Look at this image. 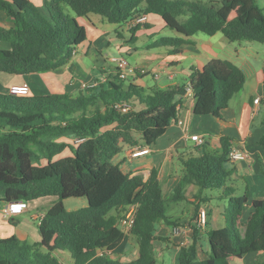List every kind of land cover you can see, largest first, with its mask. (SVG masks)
I'll use <instances>...</instances> for the list:
<instances>
[{
	"label": "trees",
	"instance_id": "obj_1",
	"mask_svg": "<svg viewBox=\"0 0 264 264\" xmlns=\"http://www.w3.org/2000/svg\"><path fill=\"white\" fill-rule=\"evenodd\" d=\"M46 7L49 18L30 0H0V11L13 21L0 25V44H8L0 47V72L26 75L70 63L87 30L75 16L64 14V7L77 16L98 14L119 25L142 13L156 15L176 34L161 36L151 46L173 47L172 53L198 32H221L231 42L264 43V7L257 0H48ZM182 15L187 18L181 20ZM140 29L131 28L130 41ZM117 70L75 95L0 92V203L58 198L38 224L40 241L0 237V264H60L56 251H67L73 264H157L156 241L169 239L157 233V226H179L169 215L171 204L191 202L196 219L200 207L214 197L228 201L227 224L205 231L210 248L205 259L198 255L202 231L198 223L193 225L192 240L180 246L177 264H232L264 252V199L252 200L242 233L239 221L248 192L235 195V188L227 186L229 154L240 145L234 138L221 136L215 149L207 141L194 147L181 160L184 173L168 195L157 169L144 180L114 162L125 147L154 144L167 132L178 120L188 86L146 87L134 79L124 83ZM189 80L194 113L223 121L246 74L234 62L214 58L201 69L192 68ZM123 103L129 104L128 111L118 107ZM258 143L264 148V135ZM66 150L71 154L61 156ZM190 185L198 190L194 199L187 197ZM210 190H217V196ZM70 197H86L88 205L69 210L64 200ZM132 205L136 212L127 235L119 221ZM205 211L210 216L208 207ZM130 236L138 243L134 259L125 254Z\"/></svg>",
	"mask_w": 264,
	"mask_h": 264
},
{
	"label": "crops",
	"instance_id": "obj_2",
	"mask_svg": "<svg viewBox=\"0 0 264 264\" xmlns=\"http://www.w3.org/2000/svg\"><path fill=\"white\" fill-rule=\"evenodd\" d=\"M30 1L39 8L44 16L49 18V12L46 7L48 0ZM64 10H66L68 13H71L68 8L64 7ZM154 20L155 19L152 20V15H148V21L146 22V24H148L149 27H141V29L136 32V39L142 37V35L138 36L139 34L143 32H149L154 24L158 26V20L156 19L157 23H153ZM92 22L94 26H96L94 21ZM150 23L152 24L150 25ZM12 24L13 21L11 20V18H9L4 11H0V25L8 27ZM121 26L123 27V25ZM201 33L203 32H198L190 37H186V42L179 47V52L177 53L171 52L173 47L162 46L154 48L153 50L155 51L149 53L146 59H142L143 64H137L136 66H142L143 68H146V70L149 71L147 74L151 73L153 75V72H157L159 74L158 78H160L161 74H163V76H165L169 81L176 80V78L180 74H182V76L185 78H182L183 80L180 83L176 84H189V78L192 72V68L201 69L214 58L228 59L242 68V70L245 72V85L248 81H250L248 89L246 90L244 85V88L236 95H234V97L230 101L229 107L224 113L225 120L223 121L215 119L210 115H196L194 113V95L192 93L185 94L182 97V103L180 106L178 117V119L183 121L182 124H179L177 121L173 122L167 132L162 137H160L156 143L150 145L151 150L148 154L140 157H133L131 152L134 148L125 147L122 153L115 157L114 162L119 163L120 167L125 172H131L132 175H142L144 180H146L150 176L152 169H157L159 178L163 184L164 192L166 193L167 191L166 194H170L175 184L184 173L181 160L186 158L189 152L194 151V147L198 146L196 141L191 140V136L194 134H199L205 137L203 135L204 133L213 130V134L211 135V137L205 139V141L208 142L207 144L212 146L216 145L217 147H219L220 137L226 135L237 140L240 145L234 146L241 147L248 154L247 158L244 160L230 162L229 168H231L232 171L230 174L228 186H232L233 188H237L239 190V183L240 181H242L246 184L247 187H249V185H259L263 188L264 173L262 171V168L264 165V148L258 142L264 135V125L262 124V118L264 114V59H262V61L260 62H257V65H254L253 62L250 63L248 61V59H254L253 55L247 54V59H244L240 62V59H242L241 48L230 44L232 42L229 41L225 37V35L223 36V38L216 39L215 37L217 33L214 35H210V38L202 36ZM153 34L155 33L146 35L151 37ZM116 35L126 41H130L131 38V32H127V35H129V37H126L124 31L116 30ZM92 41L93 39H89L88 42L87 32L86 41L78 46L75 51L77 53V51H80L82 49L86 42L89 43V50H87L85 54H89L88 56H91L94 64L97 65L95 70L97 72L92 74L89 78H83L82 81V73L79 67L76 66V63L79 65L81 64V62H78L76 59H74L73 56L70 63H68L66 66L47 72L31 73L26 75H14L8 73L4 74V72H0V92L8 90V88L13 84L27 82L30 85L31 94L32 90L34 91L31 83H34L35 80H37L41 88H39L36 92L34 91V93L40 92L45 95L51 93L68 92L75 95L81 89H83L81 86L83 82L93 83L98 79L105 80L114 71L112 68H106L104 63L106 60V56H103L102 50L98 49L97 44H93ZM154 41L155 39L153 40V42ZM237 42L241 43L242 41ZM105 44L110 45L111 42L105 41ZM0 47H8V44L2 43L0 44ZM151 48L153 47L151 46ZM92 50L94 53L93 55H90V52H92ZM118 52H123L120 45H118ZM183 61L188 62V66H186V68L181 65ZM241 63L244 65L242 66ZM147 74L140 75L132 81L139 84L138 81L142 80V78ZM155 86L167 87L162 84H158ZM255 98H260L261 102L259 104H255ZM141 146H146V144L142 142V145H140V147ZM235 181L236 183H234ZM197 193L198 190L196 186L190 185L187 188L188 198L194 199V196ZM248 196L249 201L239 221V227L242 233L244 232L246 222L248 221V218L253 211L251 202L254 198L264 199V188L248 193ZM219 199H221L220 201L222 202V204H214V201L212 200L208 204H203V206L200 207V211L202 209L205 210V207H208L209 210L211 207H214L216 209V211L214 212L211 211L210 219L208 221L209 227H207V229L205 227L203 231L220 228L227 224L228 219L226 217V205L228 204V201L227 199H223L221 197ZM57 201L58 200H52L49 203H44L46 206H48L45 210L38 207L40 211L38 209V213L35 216V219H37L38 221L37 224H39L45 212ZM86 201L87 204H85L83 207L88 205V200ZM189 203L188 204L191 206L187 208V211L182 209L179 212L177 209L180 205L177 204L178 207L174 208L175 211H173L171 214L173 219L179 220V226L176 227H180L182 229L180 233H175L176 228H174L173 226H167L161 223L157 226L158 234L171 237V241H168L169 239L167 241L158 240L162 243V246H169L170 244H172L174 245V248L176 250H179L181 245H187L191 242L193 237V225H197V218L200 212L196 219H194L196 209L191 202ZM4 205L5 203H0V237L8 238L11 236H17L23 240H30L34 242L40 241L41 236L38 227L37 229H35L32 224L30 227H23V225L20 223L15 226H11L12 219L16 221L15 219L19 218V216L14 217L11 220L5 219L2 211ZM26 211H30V205L28 206V209ZM204 233L205 232L202 233L201 240L204 236ZM132 240L134 241V238L130 236L127 250L131 248V244L133 242ZM201 240V246L198 255L200 259H205L209 250H207L206 247L201 244ZM179 242L181 245L178 244ZM57 252L58 251L55 252V255L59 256ZM137 252L138 247L134 253L135 256L132 259L136 258ZM261 254V252L249 253L243 258L238 259L239 264H256L258 256ZM62 257H58L60 264H67V261H65V257ZM127 259H129V255H127ZM71 264H73L72 260Z\"/></svg>",
	"mask_w": 264,
	"mask_h": 264
},
{
	"label": "rangeland",
	"instance_id": "obj_3",
	"mask_svg": "<svg viewBox=\"0 0 264 264\" xmlns=\"http://www.w3.org/2000/svg\"><path fill=\"white\" fill-rule=\"evenodd\" d=\"M203 1H206V0H203ZM257 1H258V3H260L264 7V0H257ZM63 11H64V14H67V15L70 14L72 16H75L77 21L80 24H82L83 26H85V28L88 32V42H89V39L90 40L93 39V41H92L93 44H95V45L97 44L98 49L102 50L103 56H106V60L104 62L106 68L107 69L112 68L114 73L118 72V70H117L118 66H117V63L111 61V57H113V56L124 57L131 66H136L137 64H143L142 59H146V57L149 53H151L152 51H155V50H153L154 48H151V44H152L154 39L159 38L161 36H174L176 34V32L173 29L165 26L164 23L162 21H160V19H158V17L156 15H152V20L155 19L153 23H157L156 21L158 20V23H159L158 26L156 24H154V26L152 27V29L149 30V32H143V33L139 34L138 36L142 35L141 38L139 37L135 41L130 42V41H126L122 38H119L116 35V30H121V31L125 32L126 37H129V35H127V32L130 33L131 29L127 30L124 25L122 27L119 24L110 23L98 14H91L89 17H85V16H77L71 10H70L71 13H68L64 9H63ZM179 18L181 20H185L187 18V15L179 16ZM92 21H94L96 26H94ZM151 24L152 23H150V25ZM150 33H155V34H153L151 37L146 35V34H150ZM97 35L100 39L97 37ZM201 35L205 36L206 38L211 37L210 35H207L205 33H201ZM223 36H224L223 33L218 32L215 38L216 39L223 38ZM101 41H102V43H101ZM105 41H110L111 44L106 45ZM88 42H86L85 45L82 47V49L80 51H77V53H75V55H74V59H76L78 62H81V64H79V65L76 63V66L79 67V69L82 73L81 74L82 75V77H81L82 81H83V78L84 79L89 78L92 74L97 72V71H95L97 65L94 64L92 57L88 56L89 54L88 55L85 54L86 51L89 50L88 49V46H89ZM98 43H101V44H98ZM230 44H233V46L241 48L242 59H240V62L243 61L244 59H247V57H248L247 54L253 55L254 59L253 60L248 59V61L250 63L253 62L254 65H257V62H260V61H262V59H264V43H260V42H256V41H242L241 43H238L236 41V42H234V43L232 42ZM118 45L121 46V49L123 51L122 53L118 52ZM93 53L94 52L92 50V52H90V55H93ZM187 63L188 62L183 61L181 65L186 68V66H188ZM243 65L244 64H242V66ZM139 67H142V66H139ZM150 69H151V67H150ZM1 73H3V72H1ZM4 74H7V73H4ZM248 76H249V74H248ZM182 78H185V77H183L182 74H180L176 78V80L169 81L166 79L165 76H163V74H161L160 78L157 79V78H154L153 75L150 73V74L145 75L142 78V80H139L138 82L140 85L146 86V87L147 86L153 87V86L158 85V84L168 86V85H175L176 83H180L183 80ZM95 81L97 82V80H95ZM115 81L120 82L119 80H115ZM129 81H130L129 78L124 79V83H129ZM89 83L91 84L92 82H89ZM31 85H32V88L34 89L35 92L39 88H41L40 84L37 80H35L34 83L32 82ZM249 85H250V81H248L247 84L245 85L246 90L248 89ZM9 88H8V90L3 91L2 93H10ZM34 91L32 90V92L30 94L31 96L43 95L40 92L34 93ZM212 131L213 130H210V132L208 131V132L203 134L205 136V139H208L211 137V135L213 134ZM192 144H194V143H192ZM209 146L213 149L218 148L216 145H214V146L209 145ZM69 154H71L70 150H66L60 155L65 156V155H69ZM234 183H236V181ZM228 185H229V180L227 182V186ZM230 187H232V186H230ZM263 188H264V186H263ZM263 188H262V186H259V185H257V186L256 185H254V186L249 185V187H247L244 182L240 181L239 190L237 188H235L236 190L234 193H235V195H243L246 192L251 193V192H254L258 189H263ZM166 193H167V191H166ZM209 194L212 196H217L218 191L217 190H210ZM166 195H168V194H166ZM52 200H58V198L54 197V196H48V197H41V198H38V199L33 200L31 202H28L30 205V211H25L24 213L19 215V218L15 219L16 221L12 220L11 226H15V225L20 223L23 225V227H30L32 224V226L35 229H37V227H38L37 222L38 221H37V219H35L36 218L35 216L38 213V209H39L38 207H40V209L45 210L48 206H46L44 203H49ZM86 200H87L86 197H81V198L70 197V198H67L64 200V204H65L67 209L75 210V209L81 208L85 204H87ZM220 200L221 199H219V198H215V197L213 198L214 204H222V202ZM188 203L189 202H187V201H180V202L172 203L170 208H169V215H171L172 212L175 211L174 208L178 207L177 204L180 205L177 209L179 212L182 209L187 211V208L189 206H191V205H189L190 203L189 204ZM41 205H43V206H41ZM40 209H39V211H40ZM210 210L212 212L216 211V209L214 207H211ZM206 218H207V221H209L210 216L206 215ZM173 227L177 228L176 226H173ZM199 227L203 233L206 231V230L203 231L204 228L206 227V229H207V227H209V226L206 223L205 226H202V227L199 226ZM239 229H240V227H239ZM242 230H243V228H242ZM133 238H134V241L132 240L133 242L131 244V248H129L125 253L126 256L129 255V259H132L135 256L134 253L138 247V243H137L136 238L135 237H133ZM168 238H169L168 241H171V239H170L171 237L168 236ZM178 244H180V242ZM201 244L203 246H205L207 250L210 249L209 243H208V238H207V235L205 233H204V236L201 240ZM156 245H157V250H156L157 264H177V253L179 250L178 249L176 250L174 248V245L168 244L169 246H166V245L162 246V243L160 241H157ZM178 247H179V245H178ZM171 249H173V250H171ZM261 253L262 254L258 256V260H257L256 264H264V252H261ZM57 254L60 257L64 256L65 261H67V264H71V259H70L67 251H58ZM59 256H57V257H59ZM232 264H239V261L235 260L232 262Z\"/></svg>",
	"mask_w": 264,
	"mask_h": 264
},
{
	"label": "built area",
	"instance_id": "obj_4",
	"mask_svg": "<svg viewBox=\"0 0 264 264\" xmlns=\"http://www.w3.org/2000/svg\"><path fill=\"white\" fill-rule=\"evenodd\" d=\"M148 21V14L142 13L140 15L134 16L131 18L124 26L126 27L127 30H130L131 28L141 25L143 27L146 22ZM76 53V52H74ZM112 62L117 63V66L119 68V73L120 76L123 79L129 78L130 80L137 78L139 75H144L147 74L149 71L146 70V68L139 67V66H131L128 61L124 57H112L111 58ZM153 77L158 78L159 74L157 72H153ZM97 82L93 83H82V88H88L91 86H95ZM186 87L187 93H192L189 84ZM9 92L11 94L15 95H29L30 94V85L27 82L23 83H18V84H13L9 88ZM186 93V94H187ZM193 94V93H192ZM261 102L260 98H255L254 103L259 104ZM122 111H128L130 109V106L128 103H123L122 105L118 106ZM177 122L179 124H182L183 121L178 119ZM81 139H77L76 141H80ZM191 140L196 141L197 145H202L205 142V137L199 135V134H194L191 136ZM151 146L146 145V146H141V147H136L132 150L131 154L133 157H140L143 155H146L150 152ZM247 152L242 149L239 146H233L231 148L229 158L232 161H240L244 160L247 158ZM29 203L27 201L23 200H17V201H10L5 203L3 207V215L5 219L11 220L14 217H17L24 213L28 209ZM135 212H136V206L132 205L128 208L127 212L123 216V218L120 219L119 221V226L123 230L125 234H130L131 228L133 226L134 222V217H135ZM197 223L199 226H205L207 223V218H206V211L202 209L200 211V214L197 218ZM182 229L180 227H177L175 230V233H180Z\"/></svg>",
	"mask_w": 264,
	"mask_h": 264
}]
</instances>
